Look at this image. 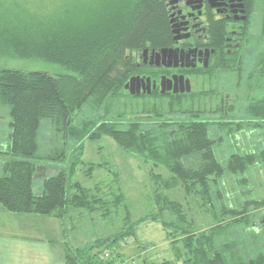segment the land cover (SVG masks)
<instances>
[{
    "label": "trees",
    "instance_id": "obj_1",
    "mask_svg": "<svg viewBox=\"0 0 264 264\" xmlns=\"http://www.w3.org/2000/svg\"><path fill=\"white\" fill-rule=\"evenodd\" d=\"M164 21L159 0H88L51 16L2 10L0 57L44 60L64 71L0 66V107L8 116L0 146V205L11 213L65 219L76 209L106 218L125 199L118 173L110 170L116 179L108 187L116 180L117 191L109 192L99 183L84 186L75 175L109 172L103 163L83 168L85 141L108 137L148 167L154 207L133 217L124 206L119 230L82 246L67 245L65 264H122L117 248L136 241V227L144 221L159 223L173 250V259L152 264H264V248L255 246L264 240L256 241L261 234L252 228L255 213L250 211L263 208L264 198L232 206L220 186L230 174L246 184L247 169L264 163V135L259 143L237 147L221 161L220 136L233 135L243 125L209 124L196 107L171 99L156 105L144 101L129 113L118 106L123 97L130 99L123 86L136 68L132 58L163 39ZM247 109L263 121V102L250 103ZM44 125L48 132L42 137ZM252 127L263 129L258 123ZM213 129L220 135L216 139ZM39 159L56 166L53 174L41 177L37 194V172L47 168ZM193 210L200 211L204 226ZM251 242L256 249L244 251Z\"/></svg>",
    "mask_w": 264,
    "mask_h": 264
},
{
    "label": "flooded vegetation",
    "instance_id": "obj_2",
    "mask_svg": "<svg viewBox=\"0 0 264 264\" xmlns=\"http://www.w3.org/2000/svg\"><path fill=\"white\" fill-rule=\"evenodd\" d=\"M159 2L163 39L132 58L136 68L125 92L140 105L182 101L209 124L243 125L231 136L234 147L244 146L235 141L238 134L261 124L247 108L264 104V0ZM252 228L264 240V209Z\"/></svg>",
    "mask_w": 264,
    "mask_h": 264
},
{
    "label": "rangeland",
    "instance_id": "obj_3",
    "mask_svg": "<svg viewBox=\"0 0 264 264\" xmlns=\"http://www.w3.org/2000/svg\"><path fill=\"white\" fill-rule=\"evenodd\" d=\"M88 0H0V14L2 10L6 9L11 12L23 11L26 14H31L33 16H51L56 13H60L66 10H73L79 5H83ZM25 15V13L23 14ZM0 66H8L12 68H17L25 71L39 70L46 71L51 74L58 72H63L64 69L56 64L44 60H33V59H21L17 57H0ZM125 99V100H124ZM123 101H128L132 106L125 108ZM140 101H133L131 98L123 97L122 103L120 101L119 108L125 112H133L138 110L141 106ZM79 119L81 117L79 116ZM8 121V116L6 114V109L0 107V146L4 147V133L6 132V122ZM257 123V122H256ZM263 129L259 132L255 127H249L243 129L235 141L244 146H237L238 148H245L246 146H251L252 144L260 142L264 135V121H261ZM48 125H44L42 131L44 137V132H48ZM50 131V130H49ZM229 133L226 136H220L218 131L212 130V137H221L222 140L217 144V155L221 161L225 160L228 155L234 151L237 147L232 145L234 137ZM46 143H44V147ZM85 151L84 159L85 163L83 168H87L89 163H103L109 172L105 169L94 170L92 176L84 175L82 172H77L75 177L84 186H94L99 183L102 186V190L109 192L110 189L117 191L115 188V181L112 182L111 187L109 180L116 179L111 171L118 173V178L120 180L119 184L124 192V201L120 208L106 216V218L100 215H95L94 213H88L84 210H76L70 212L65 217V221H68L69 215L72 216L74 221V229L69 231L74 235V241H72L71 234L68 236L66 241L69 246L74 247L79 245H84L85 242L91 241L96 237L103 235L112 234L113 232L119 230V227L123 224V212L125 213L124 206L130 208L133 217L145 214L153 209V203L150 201L149 195L151 190L150 182L147 178L148 167L143 166L141 160L135 156H129L128 152L123 148L117 146L112 139L108 137H101L96 140H86L85 141ZM263 144V142H261ZM43 150V149H42ZM42 164L47 165L45 169H39L37 172V177L34 180L33 190L35 193L40 192L41 177L43 175H50L55 172V164H52V160L39 159ZM1 174V169H0ZM244 176L247 181L246 184H241L238 182L239 175H226L221 181V188L225 192V201L230 205L234 206L238 201L242 202L244 199L252 198H264V163L254 164L247 169ZM106 181V182H105ZM263 208L250 209L252 214L259 216ZM196 215V219L203 223V217L198 210H193ZM58 218V217H57ZM54 218V219H57ZM62 221L61 218H58ZM233 232V231H232ZM137 240L127 243L121 248H117V252L121 254L122 264H152L158 263L165 259H173V250L169 241L165 237V231L161 225L157 222L144 221L137 225L136 227ZM251 241L250 238H247ZM256 240V239H254ZM253 240V241H254ZM256 241H259L258 239ZM253 244V245H252ZM255 242L251 244L246 243L243 247L244 251H253L256 247L264 248L262 243L255 245ZM264 244V243H263ZM66 243H64V251L66 249ZM241 249V248H240ZM241 250V251H243ZM108 254V251H106ZM121 264V263H119ZM177 264H182L178 262Z\"/></svg>",
    "mask_w": 264,
    "mask_h": 264
},
{
    "label": "crops",
    "instance_id": "obj_4",
    "mask_svg": "<svg viewBox=\"0 0 264 264\" xmlns=\"http://www.w3.org/2000/svg\"><path fill=\"white\" fill-rule=\"evenodd\" d=\"M54 218L11 213L0 205V264H65L64 243L69 245L71 234L66 230L74 229V221Z\"/></svg>",
    "mask_w": 264,
    "mask_h": 264
},
{
    "label": "water",
    "instance_id": "obj_5",
    "mask_svg": "<svg viewBox=\"0 0 264 264\" xmlns=\"http://www.w3.org/2000/svg\"><path fill=\"white\" fill-rule=\"evenodd\" d=\"M144 52H145V51H144ZM133 80H134V77H131L128 83L131 84V83L133 82ZM128 83H126V85H127Z\"/></svg>",
    "mask_w": 264,
    "mask_h": 264
}]
</instances>
